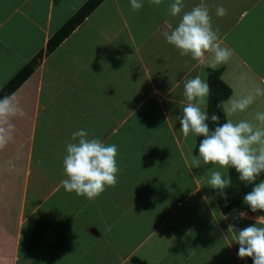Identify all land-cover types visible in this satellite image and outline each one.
<instances>
[{
    "label": "crops",
    "instance_id": "obj_1",
    "mask_svg": "<svg viewBox=\"0 0 264 264\" xmlns=\"http://www.w3.org/2000/svg\"><path fill=\"white\" fill-rule=\"evenodd\" d=\"M86 1L0 0V90L38 60L9 97L14 114L0 117V264L65 257L76 264L77 229L101 243L95 264H133L134 256L146 264H253L238 257L227 230L261 214L242 210L247 217L234 220L239 209L222 212L208 170L230 175L229 168H196V135L185 137L175 117L185 103L183 78L208 82L210 68H222L229 97L255 96L227 119L264 111L257 95L264 93V0H205L221 46L232 53L223 63L210 53L202 62L182 57L166 42L164 31L179 21L168 13L173 0H142L138 12L130 0H104L48 54L50 38ZM198 3L184 0V10ZM218 5L227 15H216ZM80 129L118 151L116 185L91 200L61 186L66 146ZM108 232L120 248L103 240ZM110 248L114 262L106 258Z\"/></svg>",
    "mask_w": 264,
    "mask_h": 264
},
{
    "label": "clouds",
    "instance_id": "obj_2",
    "mask_svg": "<svg viewBox=\"0 0 264 264\" xmlns=\"http://www.w3.org/2000/svg\"><path fill=\"white\" fill-rule=\"evenodd\" d=\"M149 3L159 6L162 0H149ZM130 6L133 12H138L144 4L142 0H130ZM184 7V0H173L169 4V15L179 17V21L175 27L169 25V30L164 31L166 42L174 46L182 57L202 62L210 53L214 64L226 62L232 53L221 46L219 30L213 28L205 0H200L190 10H184ZM227 11L222 5L216 7L219 17L227 15ZM181 82L185 103L175 117L180 131L185 137L190 133L203 137L199 142V156L192 157V164L196 168H200L201 164H212L222 169H234L241 182L252 185L251 191L243 197V204L252 213H264V180L256 183L257 177L264 173V111H257L251 120L228 118L221 124L219 115L213 113L209 116L208 113L211 87L207 80L197 75L191 78L185 76ZM257 95L264 93L258 92ZM254 99V95L229 97L218 102L217 107L231 117L245 112ZM12 114L14 109L9 98L0 99V117L6 119ZM209 119L216 125L214 128L209 127ZM71 141L66 146L63 159L66 178L61 181V186L64 190L91 200L107 187H114L120 172L116 161L117 145H106L99 138H90L85 129L74 131ZM208 171L209 187L216 190L219 196L227 198L225 189L231 186V176L219 170ZM203 199L208 200V197ZM246 217L247 213L240 211L233 219ZM227 218L224 216V219ZM227 231L232 233V240L239 245V258L250 257L253 264H264V215L256 216L253 224L239 230L229 224Z\"/></svg>",
    "mask_w": 264,
    "mask_h": 264
},
{
    "label": "trees",
    "instance_id": "obj_3",
    "mask_svg": "<svg viewBox=\"0 0 264 264\" xmlns=\"http://www.w3.org/2000/svg\"><path fill=\"white\" fill-rule=\"evenodd\" d=\"M104 0H87L76 13L50 38L47 44L46 52H53L62 41H64ZM37 58L28 62L12 79L0 90V99L10 97L34 72ZM222 68L208 70V83L211 87V95L209 97L208 113L209 116L215 113L220 116L219 123L226 122V113L217 107V103L226 101L232 93V89L223 81ZM209 127L214 128L216 125L209 119ZM203 137L196 136L195 153L199 154V142ZM229 174L232 179L231 186L225 189L227 198L219 196L218 192L213 189V194L218 201L222 212L228 213L232 209L249 210L243 204V197L251 191L252 185H246L238 179V174L234 169L229 168ZM264 180V173L257 177L256 183ZM264 215V213L256 212ZM133 264H146L139 257L132 258Z\"/></svg>",
    "mask_w": 264,
    "mask_h": 264
},
{
    "label": "rangeland",
    "instance_id": "obj_4",
    "mask_svg": "<svg viewBox=\"0 0 264 264\" xmlns=\"http://www.w3.org/2000/svg\"><path fill=\"white\" fill-rule=\"evenodd\" d=\"M97 226H99V228L102 229V230L104 229V227L102 226L101 222H99V221L97 223ZM80 234L81 235L83 234V237H82L83 239H82L81 242H79L76 245V264H86L87 262H91V263L93 262L95 264V261H94V259H96L95 253H97V252L99 253V250L102 249V248H100L101 243L99 241H97L95 237H93L92 235L88 234V232H85V231L83 232V229H81L80 232L77 229L76 236L80 235ZM116 236H117V234H116ZM78 239H79V237L76 238V241ZM103 240H106L107 242H110L111 247H115V248H120L121 244H123V242L119 241V238H114V235H112V234H111V238H110L109 232L105 234V237H104ZM214 242H216V241H214ZM94 243H96V245L92 246V244H94ZM104 247H105V245L103 246V248ZM111 251H112V249L110 248L108 250V253H107L108 256H109ZM83 252H85V253L82 255ZM74 253H75V251H74ZM108 256L106 257L107 260H110V262L111 261L114 262L112 255H110L109 257ZM55 258H57V257H55ZM40 259H41V261L44 260L43 258H40ZM62 259H64V262H62V264H70V260L66 259V257L62 258ZM62 259H60L58 264H61V260ZM50 264H56L55 259Z\"/></svg>",
    "mask_w": 264,
    "mask_h": 264
}]
</instances>
